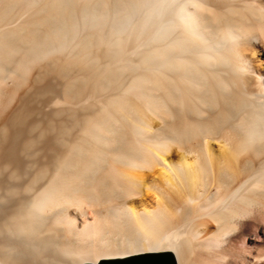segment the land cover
Segmentation results:
<instances>
[{"label":"bare ground","instance_id":"obj_1","mask_svg":"<svg viewBox=\"0 0 264 264\" xmlns=\"http://www.w3.org/2000/svg\"><path fill=\"white\" fill-rule=\"evenodd\" d=\"M261 218L264 0H0V264H250Z\"/></svg>","mask_w":264,"mask_h":264},{"label":"rangeland","instance_id":"obj_2","mask_svg":"<svg viewBox=\"0 0 264 264\" xmlns=\"http://www.w3.org/2000/svg\"><path fill=\"white\" fill-rule=\"evenodd\" d=\"M250 223L252 224V230H251L252 235L253 234H254V236L256 235L258 240H255L252 243H247V247H248L247 250H249L247 253L249 254V256H252V257H249L248 260L250 261V264H264V259L260 260V262L252 260V258L254 256H256V254L261 255L264 253V219L261 218V220L259 219L256 221H252ZM242 240H243V238H242ZM242 240L237 238V235H235V234L234 235L233 234L228 235L227 237H225L223 239V241H220L221 244L219 242L218 245H214V248L212 249V252H213L212 254H216V255L215 256L212 255V256L221 257V258L223 256V258H222V260H220L219 264H236V262H237L236 258H238L240 253L242 254L244 247H245V246H243L244 244H243ZM224 245H226V246H224ZM214 249L216 252H214ZM148 251H154L155 252V250H148ZM139 252L142 253V251H139ZM139 252H135L134 254H137ZM143 252H147V250L143 251ZM158 252H160V251H158ZM251 253H253V254H251ZM130 255H133V254H125V255L123 254V255H118V256H114V257H105L102 259L126 257V256H130ZM86 263H90V262H83L82 264H86ZM91 263H93V262H91Z\"/></svg>","mask_w":264,"mask_h":264},{"label":"water","instance_id":"obj_3","mask_svg":"<svg viewBox=\"0 0 264 264\" xmlns=\"http://www.w3.org/2000/svg\"><path fill=\"white\" fill-rule=\"evenodd\" d=\"M97 264H175V261L168 251H147L127 257L103 259Z\"/></svg>","mask_w":264,"mask_h":264},{"label":"trees","instance_id":"obj_4","mask_svg":"<svg viewBox=\"0 0 264 264\" xmlns=\"http://www.w3.org/2000/svg\"><path fill=\"white\" fill-rule=\"evenodd\" d=\"M126 257H127V256H126ZM101 261H103V259H102Z\"/></svg>","mask_w":264,"mask_h":264}]
</instances>
